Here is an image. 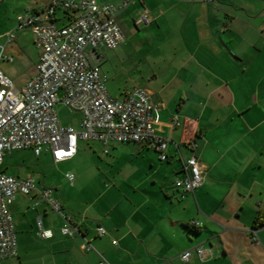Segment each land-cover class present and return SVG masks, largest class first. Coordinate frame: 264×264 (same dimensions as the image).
<instances>
[{"label":"crops","instance_id":"obj_1","mask_svg":"<svg viewBox=\"0 0 264 264\" xmlns=\"http://www.w3.org/2000/svg\"><path fill=\"white\" fill-rule=\"evenodd\" d=\"M48 2L0 0V70L16 87L37 75L40 56L35 34L18 29L17 17ZM98 2L116 8L120 0ZM143 8L151 22L138 26ZM116 20L125 42L95 50L101 80L114 100H124L135 87L150 93L156 133L170 139L167 160L148 144L80 140L69 161L57 163L50 151L42 153L54 167L66 169L51 184L10 175L2 164L5 174L31 178L38 190L52 189L63 214L80 230L59 243L47 219L54 213L64 227L67 221L33 192L19 194L11 207L16 235L17 229L34 232L54 247L63 245L66 264L100 263L96 252L81 249L83 238L109 264H264V225L255 224L264 223V0H135ZM54 22L64 23L61 13ZM109 63L144 64L128 87L115 83ZM75 114L76 124H60L79 129L82 118ZM193 156L204 182L182 198L174 182ZM39 219L52 237H39ZM191 223L198 224L196 231ZM98 227L107 235L99 237ZM196 246L205 250L203 261ZM75 247L78 258L71 252ZM188 250L193 257L182 262Z\"/></svg>","mask_w":264,"mask_h":264},{"label":"built area","instance_id":"obj_2","mask_svg":"<svg viewBox=\"0 0 264 264\" xmlns=\"http://www.w3.org/2000/svg\"><path fill=\"white\" fill-rule=\"evenodd\" d=\"M134 1L120 0L114 8L98 0H49L45 5L27 8L25 14L17 17L18 29H28L35 34L40 56L37 75L22 87H16L0 70V167L6 154L27 149L33 150L37 157L50 151L57 163L69 161L77 154L80 140L148 144L161 154L162 161L167 160L164 151L170 139L156 133L158 122L153 116L150 93L135 87L124 100L110 98L95 61L94 52L98 48L114 50L125 42L116 15ZM58 13L64 20L62 25L54 22ZM150 22L149 11L143 8L135 23L139 26ZM0 49L2 60L3 48ZM8 59L12 61L11 57ZM59 92L63 93L61 100ZM60 101L81 115L79 129L60 124L55 112ZM174 125H179L177 118ZM184 174L174 182L182 198L203 185V170L197 157L184 163ZM68 179L73 182L74 175H68ZM33 192L41 195L67 221L63 235L80 234L79 228L71 224V219L53 199L52 189L38 190L31 178L18 180L0 170V261L17 256L11 207L19 194L29 196ZM38 227L39 237H52V232L42 229L40 219ZM97 233L104 237L108 232L98 227ZM83 239V251H94L100 257L99 264H109L89 240ZM194 250L203 261L204 248L196 246ZM192 257L191 250L180 255L182 262H189Z\"/></svg>","mask_w":264,"mask_h":264},{"label":"rangeland","instance_id":"obj_3","mask_svg":"<svg viewBox=\"0 0 264 264\" xmlns=\"http://www.w3.org/2000/svg\"><path fill=\"white\" fill-rule=\"evenodd\" d=\"M118 22V21H117ZM144 63H112L107 64L109 69L116 77V84H124L132 87L139 79L140 68ZM63 93L59 92L61 100ZM55 112L58 119L63 125L76 124L78 117L71 112L65 104L60 101L55 106ZM81 123V122H80ZM3 168L6 172L13 176H32L37 180H43L45 184H51L55 179L62 178L66 171L65 168L54 167L49 161L45 160L44 155L41 157L35 156L33 150L27 149L23 151H14L7 154L4 158ZM62 187H59L58 192L61 193ZM51 221L59 243L72 240L69 236L61 234L62 228L65 226L60 217L54 213L51 214L47 221ZM17 256L10 257L0 261V264H66V260L62 255L63 245L52 246L51 242L39 239L34 232L25 234L17 229ZM76 254V258L80 256L79 248L75 247L71 251Z\"/></svg>","mask_w":264,"mask_h":264},{"label":"trees","instance_id":"obj_4","mask_svg":"<svg viewBox=\"0 0 264 264\" xmlns=\"http://www.w3.org/2000/svg\"><path fill=\"white\" fill-rule=\"evenodd\" d=\"M256 226H262V225H264V223H262L259 219H257V221H256ZM190 228H193L194 229V231H196L197 230V227L196 226H189Z\"/></svg>","mask_w":264,"mask_h":264}]
</instances>
